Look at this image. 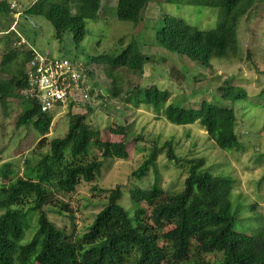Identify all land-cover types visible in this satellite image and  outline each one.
Here are the masks:
<instances>
[{
  "label": "trees",
  "instance_id": "obj_1",
  "mask_svg": "<svg viewBox=\"0 0 264 264\" xmlns=\"http://www.w3.org/2000/svg\"><path fill=\"white\" fill-rule=\"evenodd\" d=\"M102 1L32 0L20 12L21 17L25 14L30 18L45 16L58 40L69 35L77 47L87 34L86 21L100 17ZM255 2H200L224 11L223 21L213 30L198 29L181 18L166 14L160 20L161 27L155 29L154 42L167 51L210 67L212 58L236 51L239 11L252 9ZM148 3L149 0H116V17L137 25ZM9 4L8 0L0 1V14L9 15ZM31 54L27 48L21 68L7 80L0 81L1 104L13 94L20 96L19 92L26 87L24 66ZM16 55V51L10 49L3 55L1 64L11 63ZM149 59L131 43L115 56L101 54L94 57L95 63L108 64V96L131 103L135 108L145 104L155 107L156 112L163 110L165 119L174 125L198 123L218 148L239 149L237 117L232 106L204 100L197 108L187 107L178 100L167 103L170 92L154 84L143 86L136 83L124 92L116 69L126 68L142 74ZM83 64L91 78V70ZM168 74L169 79L177 84L185 80V73L175 65H170ZM92 83L94 90L96 85ZM243 96L245 92L231 84L221 89L223 101L231 102ZM99 97L106 95L99 94ZM29 101L31 106L19 116L16 126L32 124L41 136L38 144L47 142L48 150L40 153L33 164L26 159L21 176L13 180H8L11 164L0 166V178L7 180L0 184V208L3 209L0 214V264H30L31 259L38 264H264V233L255 236L234 229L232 181L226 176L204 171V158L177 156L171 142H165L163 146L167 147V159L187 167L180 191L167 194L159 185L157 158L163 147L154 142L133 174L140 179L152 170L154 183L148 188L136 187L130 191V200L135 207L132 214L120 203L123 191L117 185L107 192L104 207L96 213L81 236L58 228L48 218L47 211L56 215L66 214L69 208L61 198L74 192L81 180L92 182L104 160L127 159L128 150L124 141L102 140L98 129L85 121L72 119L63 137L47 140L52 113H42L34 101ZM111 133L125 135L126 129L117 127ZM93 149L98 151V157ZM90 155L94 157L86 159ZM142 203L146 208L140 206ZM26 206L30 214L37 213V230L33 238L22 244L29 221ZM66 215L72 219L70 213ZM207 254H220L221 258L211 261L206 258Z\"/></svg>",
  "mask_w": 264,
  "mask_h": 264
},
{
  "label": "rangeland",
  "instance_id": "obj_2",
  "mask_svg": "<svg viewBox=\"0 0 264 264\" xmlns=\"http://www.w3.org/2000/svg\"><path fill=\"white\" fill-rule=\"evenodd\" d=\"M31 1L16 0L21 11ZM202 1L205 0H149L141 21L135 25L129 20L117 19L116 0H103L100 17L86 21L87 34L77 47L69 35L58 40L52 24L45 16L34 15L29 19L20 16L14 22L10 14H0V81L7 80L21 68L25 50L33 47L54 57L84 62L93 74L89 78L90 83L93 84V81L95 89L100 90L99 94L106 95L98 99V108H75L71 112L68 107L54 109L47 140L63 137L72 119L85 121L98 129L102 140L124 141L128 150L127 159L104 160L92 182L81 180L74 192L61 198L69 208L66 214L70 213L72 219L66 214L56 215L46 210L48 218L58 228L81 236L96 213L104 207L107 192L117 185L123 191L120 203L132 214L135 207L130 200V191L136 187L148 188L155 179L152 170L140 179L133 174L147 157L152 143L156 142L162 148L165 142H171L177 156L204 158V171L226 176L232 181L235 230L255 236L264 233V0H256L252 9L239 11L236 51L212 58L210 67L167 51L154 42L155 29L161 27L160 20L166 14L181 18L198 29H216L224 19V11L204 6L200 3ZM11 24L14 25L10 29ZM19 37L24 38L26 44L18 45ZM130 43L150 59L142 74L126 68L116 69L124 92L132 89L136 83L143 86L154 84L170 92L167 103L178 100L187 107L197 108L204 100L232 106L237 117L236 132L241 142L239 149L218 148L198 123L174 125L165 119L163 110L156 112L155 107L145 104L135 108L131 103L108 96V64H97L94 57L101 54L115 56ZM10 49L16 51L15 59L6 65L1 64L3 55ZM170 65L177 66L185 73L182 84L169 79ZM229 84L243 90L245 96L231 102L223 101L221 89ZM30 106L31 101H23L14 94L4 104L0 103V166L11 164L8 180L21 176L26 159H30L33 164L40 153L48 150L47 142L38 144L41 136L32 124L16 126L19 116ZM117 127H125V135L111 133ZM162 150L157 158L159 185L167 194L178 192L183 188L187 167L169 161L166 157L167 147ZM93 151L98 157V151ZM92 157L90 155L86 159ZM6 182L0 178V184ZM140 206L146 208L143 203ZM2 212L0 208V214ZM29 214L27 211L29 221L22 244L33 238L37 230V213ZM206 258L216 261L221 255L207 254ZM30 264L38 263L31 259Z\"/></svg>",
  "mask_w": 264,
  "mask_h": 264
},
{
  "label": "built area",
  "instance_id": "obj_3",
  "mask_svg": "<svg viewBox=\"0 0 264 264\" xmlns=\"http://www.w3.org/2000/svg\"><path fill=\"white\" fill-rule=\"evenodd\" d=\"M9 3V14L16 22L21 16L20 7L14 0ZM18 39V45L26 44L24 38ZM29 49L32 54L25 68L27 85L19 92L21 97L34 101L42 113H52L58 107H68L70 112L75 108H98L99 92L92 90L81 61Z\"/></svg>",
  "mask_w": 264,
  "mask_h": 264
},
{
  "label": "water",
  "instance_id": "obj_4",
  "mask_svg": "<svg viewBox=\"0 0 264 264\" xmlns=\"http://www.w3.org/2000/svg\"><path fill=\"white\" fill-rule=\"evenodd\" d=\"M24 18L29 19L30 17H29L28 14H25ZM30 22H31V21H30ZM31 23L33 24V22H31Z\"/></svg>",
  "mask_w": 264,
  "mask_h": 264
},
{
  "label": "crops",
  "instance_id": "obj_5",
  "mask_svg": "<svg viewBox=\"0 0 264 264\" xmlns=\"http://www.w3.org/2000/svg\"><path fill=\"white\" fill-rule=\"evenodd\" d=\"M10 1H13V0H9V2H10ZM14 1H16V0H14ZM10 29H11V27H10ZM24 68H26V65L24 66ZM87 109L90 110L89 108H87Z\"/></svg>",
  "mask_w": 264,
  "mask_h": 264
},
{
  "label": "clouds",
  "instance_id": "obj_6",
  "mask_svg": "<svg viewBox=\"0 0 264 264\" xmlns=\"http://www.w3.org/2000/svg\"><path fill=\"white\" fill-rule=\"evenodd\" d=\"M13 25V24H12Z\"/></svg>",
  "mask_w": 264,
  "mask_h": 264
}]
</instances>
